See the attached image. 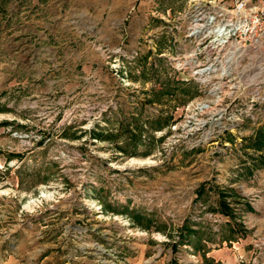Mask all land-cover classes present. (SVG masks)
<instances>
[{
  "label": "rangeland",
  "instance_id": "obj_1",
  "mask_svg": "<svg viewBox=\"0 0 264 264\" xmlns=\"http://www.w3.org/2000/svg\"><path fill=\"white\" fill-rule=\"evenodd\" d=\"M191 1L0 0V264H264V47L196 75Z\"/></svg>",
  "mask_w": 264,
  "mask_h": 264
},
{
  "label": "built area",
  "instance_id": "obj_2",
  "mask_svg": "<svg viewBox=\"0 0 264 264\" xmlns=\"http://www.w3.org/2000/svg\"><path fill=\"white\" fill-rule=\"evenodd\" d=\"M185 16L190 20L186 38L194 43L191 61L205 68L196 75L223 73L238 53L264 47V0H192ZM210 38L209 42L205 39ZM229 51L226 67L219 52ZM236 61V60H235Z\"/></svg>",
  "mask_w": 264,
  "mask_h": 264
},
{
  "label": "trees",
  "instance_id": "obj_3",
  "mask_svg": "<svg viewBox=\"0 0 264 264\" xmlns=\"http://www.w3.org/2000/svg\"><path fill=\"white\" fill-rule=\"evenodd\" d=\"M220 209L222 210L221 212L228 215V216H232L234 215V210L232 209V207L230 206L229 202H228V194L226 192H223L220 196Z\"/></svg>",
  "mask_w": 264,
  "mask_h": 264
}]
</instances>
